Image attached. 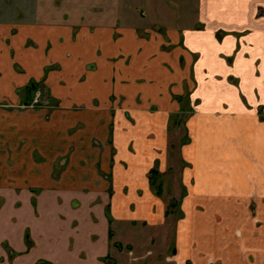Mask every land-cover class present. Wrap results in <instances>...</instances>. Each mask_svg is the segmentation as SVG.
<instances>
[{
	"label": "crops",
	"instance_id": "obj_1",
	"mask_svg": "<svg viewBox=\"0 0 264 264\" xmlns=\"http://www.w3.org/2000/svg\"><path fill=\"white\" fill-rule=\"evenodd\" d=\"M171 169L148 264H264V0H0V264H143Z\"/></svg>",
	"mask_w": 264,
	"mask_h": 264
},
{
	"label": "rangeland",
	"instance_id": "obj_2",
	"mask_svg": "<svg viewBox=\"0 0 264 264\" xmlns=\"http://www.w3.org/2000/svg\"><path fill=\"white\" fill-rule=\"evenodd\" d=\"M178 128V127H177ZM183 128L182 126L180 127V129ZM181 133L183 134V130H180ZM154 180H155V188L157 187V182L160 180L161 182L163 181H167L169 182V190H170V196L167 195L165 197L166 198V203H167V207L166 210L168 212V226H169V230H170V247L165 249V250H161L160 252L158 251L155 254H152V252H149L147 255L148 257L144 260L143 264H148V260L154 258V257H158V259H165V258H171L172 257V253H173V248L176 246L175 243V235H176V231H177V224H178V219L181 216V211H180V202L178 200L175 199H171L172 196H178L181 188L180 186L177 184L178 180H179V174L178 172H174V170L172 171L169 170L167 171L165 174H154ZM163 177V178H162ZM166 187V186H164ZM165 192V190H164ZM170 197V198H169ZM206 208V207H205ZM164 252V255L161 254ZM159 255V256H157Z\"/></svg>",
	"mask_w": 264,
	"mask_h": 264
},
{
	"label": "flooded vegetation",
	"instance_id": "obj_3",
	"mask_svg": "<svg viewBox=\"0 0 264 264\" xmlns=\"http://www.w3.org/2000/svg\"><path fill=\"white\" fill-rule=\"evenodd\" d=\"M34 90L37 93L36 95L39 97V93H40L39 90H37L36 88H34ZM37 102H38V100H37ZM32 106H35V104L34 105L32 104Z\"/></svg>",
	"mask_w": 264,
	"mask_h": 264
},
{
	"label": "trees",
	"instance_id": "obj_4",
	"mask_svg": "<svg viewBox=\"0 0 264 264\" xmlns=\"http://www.w3.org/2000/svg\"><path fill=\"white\" fill-rule=\"evenodd\" d=\"M152 173H154L155 175H157V174H158L156 171H154V172H152ZM154 174H153V175H154ZM158 187H159V191H160V189H161L162 185H160V186H158Z\"/></svg>",
	"mask_w": 264,
	"mask_h": 264
}]
</instances>
